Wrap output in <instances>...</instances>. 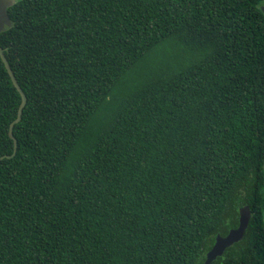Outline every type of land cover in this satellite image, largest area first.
I'll return each instance as SVG.
<instances>
[{
  "label": "trees",
  "instance_id": "trees-1",
  "mask_svg": "<svg viewBox=\"0 0 264 264\" xmlns=\"http://www.w3.org/2000/svg\"><path fill=\"white\" fill-rule=\"evenodd\" d=\"M264 0H18L0 48V264H264Z\"/></svg>",
  "mask_w": 264,
  "mask_h": 264
},
{
  "label": "water",
  "instance_id": "water-1",
  "mask_svg": "<svg viewBox=\"0 0 264 264\" xmlns=\"http://www.w3.org/2000/svg\"><path fill=\"white\" fill-rule=\"evenodd\" d=\"M18 0H0V33L5 31L6 29L11 27V21L9 19L7 10L12 7ZM262 13L264 14V3L260 7ZM0 60L3 63L8 76L16 89V91L20 95V104L17 109L16 118L10 123L8 127V136L13 141V153H15L16 149V141L12 135V128L14 124L18 123L21 119L22 109L25 106L26 103V97L24 93L22 92L21 88L16 82V79L9 67V64L5 58L3 49L0 48ZM11 156H2L0 157V160L3 158H10ZM251 212L248 206H243L238 209V224L236 228L230 229L226 235L220 236L217 235L215 237L214 243L211 246V248L207 251L205 254V259L203 261V264H211L213 261H215L218 257H221L223 252L227 249L233 246L235 243H238L241 241L244 236L246 229L248 227V223L250 221Z\"/></svg>",
  "mask_w": 264,
  "mask_h": 264
},
{
  "label": "flooded vegetation",
  "instance_id": "flooded-vegetation-1",
  "mask_svg": "<svg viewBox=\"0 0 264 264\" xmlns=\"http://www.w3.org/2000/svg\"><path fill=\"white\" fill-rule=\"evenodd\" d=\"M237 224H238V223H237ZM236 227H237V226H236ZM236 227H235V228H236ZM231 229H233V228H231ZM229 230H230V229H229ZM229 230H228V231H229ZM225 235H226V234H225ZM220 236H221V235H220ZM215 237H216V236H215ZM214 240H215V239H214Z\"/></svg>",
  "mask_w": 264,
  "mask_h": 264
}]
</instances>
